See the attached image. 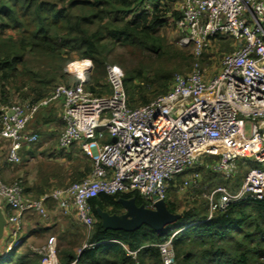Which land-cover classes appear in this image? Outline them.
Returning a JSON list of instances; mask_svg holds the SVG:
<instances>
[{"label": "built area", "instance_id": "obj_1", "mask_svg": "<svg viewBox=\"0 0 264 264\" xmlns=\"http://www.w3.org/2000/svg\"><path fill=\"white\" fill-rule=\"evenodd\" d=\"M176 10L181 16L171 21L197 56L213 40L235 44L224 55L221 70L208 80L197 65L190 73L174 74L166 94L132 108L117 66L106 67L110 92L96 95L86 88L92 61L76 59L74 85L58 84L50 96L26 106L0 100V138L12 143L11 162L20 163L22 147L39 141V134L28 125L56 101L62 102L64 123L60 148L80 146L93 159L88 176L39 197L27 194L19 181L0 178V200L10 211L6 212L9 249L22 241L26 216L49 219L50 204L56 203L64 215L74 211L91 230L96 219L90 199L101 193H138L147 207L154 208V202L166 200L177 176L198 166L226 180L237 178L241 161L261 166L248 168L238 191L225 186L205 191L209 218L235 201L264 200V1L181 0ZM199 179V174L192 176L180 189L195 196ZM158 247L164 263L173 264V239ZM32 250L45 257L44 264L59 262L55 235Z\"/></svg>", "mask_w": 264, "mask_h": 264}, {"label": "trees", "instance_id": "obj_2", "mask_svg": "<svg viewBox=\"0 0 264 264\" xmlns=\"http://www.w3.org/2000/svg\"><path fill=\"white\" fill-rule=\"evenodd\" d=\"M174 5L175 0H0V81L10 83L22 68V74L30 77L24 83L32 80L39 89L47 88L29 100L36 103L48 96L58 78L66 77L63 71L72 62L73 53L76 59H90L99 66L107 58V41L163 54L166 47L158 32L169 23L170 15L181 16ZM7 30H14L15 34L5 36ZM28 54L34 58L28 60ZM143 72L142 68L129 70L123 77L132 108L139 102L141 106L152 102L172 86L174 75L162 66L152 70L148 81L141 83ZM76 82L75 77V82L68 85ZM88 83L87 79L88 90L102 95ZM147 89L160 94L150 98ZM2 93L1 90L5 96ZM2 100L7 102L6 96ZM190 170L194 172L192 176L199 174V189L208 184V191L217 186L233 191L231 180L215 181L212 174L216 173L204 166ZM184 182L177 176L170 189L179 192ZM133 196L139 205H147L138 193H101L90 199L96 221L87 241L78 251L72 242L58 250V264H165L158 245L170 238L175 249L173 264H264V200L235 201L210 218L208 212L191 208L181 212L182 217L161 232L149 226L134 232L105 230L97 208L120 214L123 208L119 198ZM167 206L171 212L179 213L172 199ZM167 228L172 229L169 236L164 233ZM0 264H44V257L34 252L20 254L16 248L0 258Z\"/></svg>", "mask_w": 264, "mask_h": 264}, {"label": "rangeland", "instance_id": "obj_3", "mask_svg": "<svg viewBox=\"0 0 264 264\" xmlns=\"http://www.w3.org/2000/svg\"><path fill=\"white\" fill-rule=\"evenodd\" d=\"M171 17L172 16L170 15V18ZM13 34H15L14 30H7L4 32L5 36ZM158 36L163 39L166 47L165 53L163 54L153 53L138 46L107 41L109 48L105 62L99 66L91 60L93 68L87 76L89 86H96V91H99L100 94H107L110 92L106 72V67L109 64L117 66L123 77L126 71L142 68L144 72L142 75L143 78L140 79V81H148L152 70L157 69L160 66L166 71H172V75H174L176 73H190L198 65L202 68L205 78L208 80L221 70L224 55L233 51L235 48V44L232 40L217 39L213 40L210 46L204 50L200 56H197L191 42H182L183 36L171 20H169V23L158 32ZM70 57H72V62L67 64L63 71L66 77L57 79L54 85L49 89L48 96L51 95L58 84L68 85L75 82L73 63L78 57L75 53L71 54ZM33 58L32 55H27L28 60ZM19 73L20 74L15 79H12L10 83H3L0 81L1 90L5 94L7 102L2 100L5 96L1 95V90L0 100L4 103L26 106L29 104V100L31 101L38 96L39 91L46 90L47 88L43 87L42 89H39L40 87L37 86L38 84L33 83L32 80L31 82L27 81L24 83L25 80L30 77L27 78L22 74V68ZM96 79H99V82H97ZM146 94H148L150 98H154L160 94V91L147 89ZM57 106L58 105L53 104L47 108L41 109L28 125L30 130H34L40 136L39 141L33 144V147L36 148V158L28 161L29 163L27 167L22 166V164L26 163V160H22L18 167H22V169L28 173L36 172V177L38 178L37 186L33 187L34 192L27 190L29 194L34 197L39 196L40 193H48L54 189L63 188L73 182L79 181L88 176L92 170L93 159L89 157L80 146H73L67 151L60 148L59 137L64 130V125L59 115L60 108L58 107V109ZM135 106L139 107L141 106V103L139 102ZM55 114H58V116L53 119ZM51 119L53 121H50ZM58 153L60 154L59 156H62V159L60 157H55V155L58 156ZM210 159L211 158H208V160ZM251 167L261 166L250 160L245 161L243 165H241V172L237 179L229 182V186L233 187V191H238L241 188L245 172ZM192 169H195V167ZM189 170L179 175L178 179L191 180V175L194 174V172ZM212 179L217 182H219L218 180H224L219 174H212ZM207 190H209L208 184L201 185L198 191L199 194L192 196L193 194L188 193V190L180 189L179 192H174L170 189L166 194V202H169L171 199L175 201L179 213L191 208H198L202 213H210L208 202L203 196V193ZM49 214V219H43L37 215H29L28 219L33 224L40 225L43 224V222L51 220L50 218L52 217L50 211ZM62 222L63 225H61V227H56V230L48 232L46 239L47 236L55 235L57 237L58 250L72 242V246L78 251L79 248L86 243L90 230L82 225L77 219L75 220L71 217L64 218L61 221V224ZM68 230H70V232H67ZM171 230L172 229L167 228L164 233L169 236L172 232ZM44 242H46L45 236L42 239H38V241L33 244V247L41 246ZM23 243L24 240L21 245H18L13 249L17 248L19 253ZM13 249H10V251ZM27 249L28 247L26 248V251H22V253L32 254L33 250L31 249L28 251Z\"/></svg>", "mask_w": 264, "mask_h": 264}, {"label": "crops", "instance_id": "obj_4", "mask_svg": "<svg viewBox=\"0 0 264 264\" xmlns=\"http://www.w3.org/2000/svg\"><path fill=\"white\" fill-rule=\"evenodd\" d=\"M181 0H175V9L178 8ZM264 1V0H263ZM170 18L169 20H171ZM53 104L58 105L57 108H60L59 115L62 120V102L61 101H56ZM52 104V105H53ZM58 108V109H59ZM56 110V108H55ZM57 111V110H56ZM56 113V112H55ZM58 116V114H55V119ZM50 121H53L52 119ZM64 125V123H63ZM32 130V129H31ZM11 141L6 138H0V178L5 180L6 182H14V181H19L23 183V185L26 186V188L32 192L33 187L37 186L38 183V178L36 177V172H27L22 169L20 166V163H13L9 160V153H10V148H11ZM35 144V143H34ZM36 148L33 147L32 145H24L20 151L21 155V161L26 160L25 164H22L23 167L28 166V161H31V159L36 158L35 155ZM60 153V152H59ZM58 153V156L55 155V157H60L62 159V156H59L60 154ZM0 207L3 209L5 215L6 212H10L9 208L0 200ZM50 213H51V220L48 222H43V224H33L32 222L29 221L28 216H26V219L24 220V243L22 247L20 248V254H23V252L26 251V248L28 247V251H30L33 247V244L38 241V239H42L45 236V240H48V236L46 239V235H48V232L51 230H56V227L59 228L61 225H63V222L61 224V221L64 218H74L76 220V216L74 211L69 214V215H64L62 214L59 206L54 203L50 204ZM8 230L9 227L6 226L5 229V235L2 240H0V258H3L6 256L9 252L10 249L8 248V244L10 243V238L8 236ZM66 231V230H65ZM67 232H70L68 230ZM44 242L43 244H45Z\"/></svg>", "mask_w": 264, "mask_h": 264}, {"label": "water", "instance_id": "obj_5", "mask_svg": "<svg viewBox=\"0 0 264 264\" xmlns=\"http://www.w3.org/2000/svg\"><path fill=\"white\" fill-rule=\"evenodd\" d=\"M112 140L115 141L116 138ZM118 202L123 208V212L120 214L109 213L97 208L98 217L105 230L134 232L143 226H149L155 231L161 232L182 217L181 213L171 212L166 200L163 199L154 202V208L147 207L146 204L139 205L134 196L130 198L121 197ZM6 226V215L0 207V240L4 238Z\"/></svg>", "mask_w": 264, "mask_h": 264}, {"label": "clouds", "instance_id": "obj_6", "mask_svg": "<svg viewBox=\"0 0 264 264\" xmlns=\"http://www.w3.org/2000/svg\"><path fill=\"white\" fill-rule=\"evenodd\" d=\"M84 63L85 64H89L90 63V61H84ZM79 65H77V67H78Z\"/></svg>", "mask_w": 264, "mask_h": 264}, {"label": "bare ground", "instance_id": "obj_7", "mask_svg": "<svg viewBox=\"0 0 264 264\" xmlns=\"http://www.w3.org/2000/svg\"><path fill=\"white\" fill-rule=\"evenodd\" d=\"M23 240H24V239H22V241H21L18 245H21V243L23 242ZM18 245H17V246H18Z\"/></svg>", "mask_w": 264, "mask_h": 264}]
</instances>
